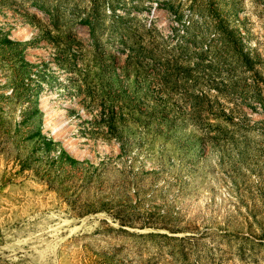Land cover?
Segmentation results:
<instances>
[{
  "label": "rangeland",
  "instance_id": "rangeland-1",
  "mask_svg": "<svg viewBox=\"0 0 264 264\" xmlns=\"http://www.w3.org/2000/svg\"><path fill=\"white\" fill-rule=\"evenodd\" d=\"M0 264H264V0H0Z\"/></svg>",
  "mask_w": 264,
  "mask_h": 264
},
{
  "label": "bare ground",
  "instance_id": "bare-ground-1",
  "mask_svg": "<svg viewBox=\"0 0 264 264\" xmlns=\"http://www.w3.org/2000/svg\"><path fill=\"white\" fill-rule=\"evenodd\" d=\"M41 104L48 115V126L51 127L54 131L58 132L60 134V137H63L66 144L72 148V141L67 140V137L65 138L64 136V131L62 130L63 124H61L62 122L59 120V117L55 115V113L51 109L48 108L49 106H47L46 98L43 96L41 98Z\"/></svg>",
  "mask_w": 264,
  "mask_h": 264
},
{
  "label": "trees",
  "instance_id": "trees-1",
  "mask_svg": "<svg viewBox=\"0 0 264 264\" xmlns=\"http://www.w3.org/2000/svg\"><path fill=\"white\" fill-rule=\"evenodd\" d=\"M90 32H91V34H93V30H92V28H90Z\"/></svg>",
  "mask_w": 264,
  "mask_h": 264
}]
</instances>
